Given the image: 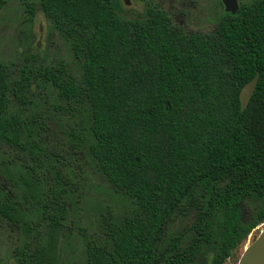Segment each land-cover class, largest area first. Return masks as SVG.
<instances>
[{"label":"trees","instance_id":"1","mask_svg":"<svg viewBox=\"0 0 264 264\" xmlns=\"http://www.w3.org/2000/svg\"><path fill=\"white\" fill-rule=\"evenodd\" d=\"M39 3L81 58L77 78L45 76L59 95L88 104V152L135 204L105 221L102 241L87 243L86 264H200L199 245L221 226L218 254L228 255L264 219V0L223 11L208 33L185 32L159 8L125 21L109 0ZM257 72L241 110L239 90ZM10 90L0 64V141L24 149L22 120L6 112ZM24 128L34 148L42 127ZM68 173L63 182L49 178L38 200L40 222L50 228L64 217ZM188 207L190 243L175 236L160 245L171 215ZM11 208L2 201L0 216L15 223ZM31 241L15 247L16 264H49L43 245L33 249Z\"/></svg>","mask_w":264,"mask_h":264},{"label":"rangeland","instance_id":"2","mask_svg":"<svg viewBox=\"0 0 264 264\" xmlns=\"http://www.w3.org/2000/svg\"><path fill=\"white\" fill-rule=\"evenodd\" d=\"M116 14L125 21L143 19L151 8L164 10L171 21L185 32L208 33L222 17L221 0H109ZM255 0H238L239 4ZM0 64L7 68L10 95L7 114L22 120L24 149L0 141V203L13 205L16 218L11 223L0 216V264H16L14 249L32 239L48 253L49 264H86L87 243L105 237V221L120 220L135 208L134 201L115 190L98 172L88 152L91 139L88 104L64 98L46 78L45 72L60 79L77 78L81 58L73 53L70 40L41 10L39 0H3L0 6ZM39 135L34 148L27 129ZM44 128V130H43ZM56 155V156H55ZM65 155V156H64ZM58 158L67 165L55 161ZM69 193H64L66 208L57 226L41 224L36 207L51 183L64 169ZM57 191L59 187H56ZM194 210L176 211L166 222L163 241L178 236L186 247L192 237ZM225 221H220V226ZM264 226V219L229 254L220 257L222 226L212 230L199 245L200 264H237L244 248ZM29 227V228H27ZM27 228V229H26ZM47 252V253H46Z\"/></svg>","mask_w":264,"mask_h":264},{"label":"water","instance_id":"3","mask_svg":"<svg viewBox=\"0 0 264 264\" xmlns=\"http://www.w3.org/2000/svg\"><path fill=\"white\" fill-rule=\"evenodd\" d=\"M129 0H125L127 3ZM223 9L226 12L235 13L238 11V0H221ZM258 72L244 83L238 93L240 109H244L254 91L257 82ZM237 264H264V226L257 237L251 241L241 253Z\"/></svg>","mask_w":264,"mask_h":264}]
</instances>
